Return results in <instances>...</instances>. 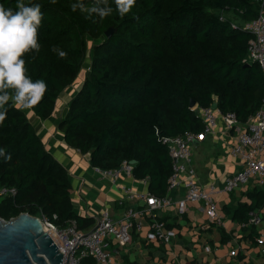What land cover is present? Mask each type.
<instances>
[{
    "label": "trees",
    "instance_id": "16d2710c",
    "mask_svg": "<svg viewBox=\"0 0 264 264\" xmlns=\"http://www.w3.org/2000/svg\"><path fill=\"white\" fill-rule=\"evenodd\" d=\"M31 2L41 5L43 18L40 50L24 56L26 75L45 80L47 90L29 112L42 122L53 116L60 95L88 63L56 131L92 168L130 164L132 178L145 181L150 195L163 197L172 173L161 138L202 132L190 101L198 109L215 104L221 114L234 113L245 123L264 98L259 66H245L250 35L239 28L257 18L264 0H136L123 17L113 11L103 20L73 11L75 0ZM0 3L15 7V0ZM109 27L115 32L106 38ZM53 46L67 55L59 57ZM9 105L0 124V149L10 157L0 156V187L16 194L0 197V218L55 216L59 228L75 222L88 230L94 221L74 213L67 171L46 150L26 112ZM247 195L256 202L264 198L256 188ZM256 208L239 204L231 217L244 223ZM94 263L90 257L81 262Z\"/></svg>",
    "mask_w": 264,
    "mask_h": 264
},
{
    "label": "crops",
    "instance_id": "0c3cea01",
    "mask_svg": "<svg viewBox=\"0 0 264 264\" xmlns=\"http://www.w3.org/2000/svg\"><path fill=\"white\" fill-rule=\"evenodd\" d=\"M82 79L78 77L75 87H80ZM72 86L60 95L55 113L46 121L32 117L28 109L23 110L31 117L32 125L46 150L67 171L72 188L73 211L77 216L93 219V226L85 230L89 231L103 212L117 220L128 208L142 209L143 201L130 204L124 200L122 186H131L140 193L148 191L145 181H137L132 177L123 176L117 183L100 177L85 156L70 150L64 144L56 127L66 114L67 102L79 89L72 90ZM63 94L67 98L59 103ZM234 142V135L226 133L219 121L211 135L191 146V166L198 185L207 188L213 184L222 188L224 179L241 169V165L230 155ZM253 188L256 187L249 183L238 190L215 196L222 214L219 224L206 218L200 203L187 204L186 211L179 214L177 202L184 198L185 191L183 188L174 190L170 192L171 206L157 211L156 218L164 224L165 229L175 231V236L168 243L147 240L146 235L154 219L145 212L137 221L140 229L134 228L131 232L130 243L120 249L115 242H108V249L117 250V261L120 264H264V245L260 247L257 244L260 233H264V215L260 213L258 225L247 227L240 226L241 222L231 217L239 204L257 205L251 212L264 210V198L256 202L248 197L247 193ZM232 251H235L234 255H231Z\"/></svg>",
    "mask_w": 264,
    "mask_h": 264
},
{
    "label": "built area",
    "instance_id": "2783aa9c",
    "mask_svg": "<svg viewBox=\"0 0 264 264\" xmlns=\"http://www.w3.org/2000/svg\"><path fill=\"white\" fill-rule=\"evenodd\" d=\"M264 4V3H263ZM257 18L240 25L239 28L250 35L247 47L246 63H256L264 78V5ZM220 21L224 18L219 17ZM232 28H238L236 22H232ZM198 116L203 123L200 134L186 132L181 136L163 137L161 143L168 149L172 162V173L167 180V190L163 197H156L149 193H140L131 186H122L124 200L130 204L143 201L141 210L128 208L123 212L120 219L114 220L107 212H103L96 220L94 227L89 231H82L77 228L75 222L59 228L53 220L47 217H40L44 230L58 251L63 255L62 263L81 264L85 258H92L96 264H120L117 261V250L108 249V242H115L117 248H123L131 241V232L140 229L139 218L143 213L151 216L152 224L146 238L148 241L159 240L168 243L174 236L173 229H165L164 224L157 221V211H162L171 206L170 192L183 188L184 198L177 202V211L183 214L187 204L200 203L202 211L210 222L221 223L222 214L215 201V196L238 190L252 183L254 187L264 192V98L260 107L254 115L245 123H240L234 113L221 114L218 110L198 109ZM221 121L224 131L233 134L235 142L230 149V155L241 165V169L235 174L224 179L222 188L213 184L207 188L202 187L194 180L195 171L191 166V146L195 142L211 135ZM94 172L104 179L117 183L123 176L132 177V166L122 162L118 168L101 170L93 168ZM14 188L0 187V197L15 195ZM260 213L264 210L250 212L246 222L240 224L242 227L258 225L261 220ZM257 244L264 245V233H260ZM208 250V248H207ZM69 253V254H68ZM235 251L231 252L234 255Z\"/></svg>",
    "mask_w": 264,
    "mask_h": 264
},
{
    "label": "clouds",
    "instance_id": "9594fccd",
    "mask_svg": "<svg viewBox=\"0 0 264 264\" xmlns=\"http://www.w3.org/2000/svg\"><path fill=\"white\" fill-rule=\"evenodd\" d=\"M56 3V0H51ZM136 0H75L71 9H80L89 17L93 14L100 20L116 11L121 17L131 10ZM43 13L39 3L31 0H15V7H6L0 3V124L6 118L7 109L11 104L19 109H30L43 98L47 84L43 79H32L26 75V53L40 50L38 29ZM52 51L63 58L67 55L59 47L53 46ZM0 156H5L0 149ZM10 158L5 156V159Z\"/></svg>",
    "mask_w": 264,
    "mask_h": 264
},
{
    "label": "water",
    "instance_id": "95a60500",
    "mask_svg": "<svg viewBox=\"0 0 264 264\" xmlns=\"http://www.w3.org/2000/svg\"><path fill=\"white\" fill-rule=\"evenodd\" d=\"M114 32V28L109 27L104 36L108 38ZM189 105L193 108L195 102L190 101ZM211 109L215 110L216 105ZM197 114L194 110V115ZM62 260L63 255L46 234L39 218L26 213L8 221L0 218V264H63Z\"/></svg>",
    "mask_w": 264,
    "mask_h": 264
},
{
    "label": "rangeland",
    "instance_id": "374dc122",
    "mask_svg": "<svg viewBox=\"0 0 264 264\" xmlns=\"http://www.w3.org/2000/svg\"><path fill=\"white\" fill-rule=\"evenodd\" d=\"M90 43L91 42L89 41V45H90ZM93 43L96 44L97 42H93ZM82 68H83V72L80 73L79 78H81L86 73L85 70H88V63L85 62ZM75 84H77V83H75ZM75 84L72 86V88H71L72 90L79 87V85H77V87H75ZM65 98H67V95L66 94H63V96H61V98L59 100V103H61ZM32 117H34V116H32ZM28 118H29L30 122L32 123L31 117L29 116ZM190 150H191V148H190ZM192 156H193V153L191 154V159H192Z\"/></svg>",
    "mask_w": 264,
    "mask_h": 264
}]
</instances>
